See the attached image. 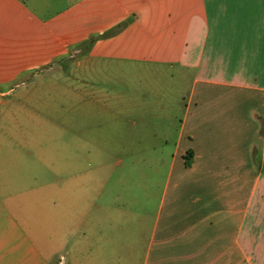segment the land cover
Instances as JSON below:
<instances>
[{
    "label": "crops",
    "instance_id": "1",
    "mask_svg": "<svg viewBox=\"0 0 264 264\" xmlns=\"http://www.w3.org/2000/svg\"><path fill=\"white\" fill-rule=\"evenodd\" d=\"M72 72L108 120L135 73L174 78L181 115L137 151L156 176L102 160L127 130H79L61 163L23 144L10 97ZM0 264H264V0H0Z\"/></svg>",
    "mask_w": 264,
    "mask_h": 264
},
{
    "label": "rangeland",
    "instance_id": "2",
    "mask_svg": "<svg viewBox=\"0 0 264 264\" xmlns=\"http://www.w3.org/2000/svg\"><path fill=\"white\" fill-rule=\"evenodd\" d=\"M62 76L69 77L68 81L63 82L43 77L42 81H37L33 85L28 99L24 97L18 102L14 96H11L10 99L13 102L5 106L7 111H17L20 114V124L24 135L23 144L31 145L39 151V162L46 161V151L52 150L56 162L61 163L64 147H70L71 150L81 148L79 130L92 129L103 132V134L109 130L120 132L127 130L138 135L135 136L132 147L136 151L102 154V160L107 164L115 162L116 158L122 160L123 165L117 171L120 176L127 171L128 166L132 163L133 166H136L135 176H154L150 164L155 161L158 154L137 151L147 145L157 144L155 141L159 138L153 137L151 132L158 133L159 130H162L164 122L159 120V116L163 112L170 111L173 116L178 117L181 115L182 111L179 106L172 108L170 105V103L174 104V99L177 96L174 91V78L160 72L135 73L128 79L130 84L116 89V91L133 97V104L125 107L119 106L120 112L125 111L127 114L119 112L120 114L115 120H108L105 116L106 112L100 106L84 104V93L76 72H72L70 76L67 73H62ZM25 108L34 113L32 118L27 115ZM84 114L88 116H84ZM126 116L130 117H128L129 120L124 118ZM9 123V121L6 122V125L8 126ZM178 123V120H173L171 129ZM29 134L32 136L25 137ZM144 134L150 138H144L142 136ZM76 159H79L78 156ZM46 171L47 169L43 166L39 170L40 176H46Z\"/></svg>",
    "mask_w": 264,
    "mask_h": 264
},
{
    "label": "trees",
    "instance_id": "3",
    "mask_svg": "<svg viewBox=\"0 0 264 264\" xmlns=\"http://www.w3.org/2000/svg\"><path fill=\"white\" fill-rule=\"evenodd\" d=\"M118 28H119V27H116L114 30L108 32L107 34L110 35V34L116 32V31L118 30ZM90 41H91V40H90ZM191 155H192V152L189 151L188 154L186 155V163H189V158L191 157Z\"/></svg>",
    "mask_w": 264,
    "mask_h": 264
}]
</instances>
